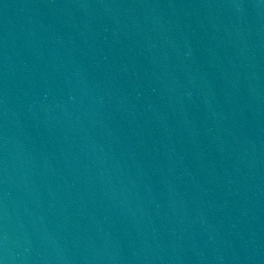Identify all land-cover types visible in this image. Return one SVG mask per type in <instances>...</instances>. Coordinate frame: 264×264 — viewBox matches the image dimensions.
I'll list each match as a JSON object with an SVG mask.
<instances>
[{"label": "water", "instance_id": "water-1", "mask_svg": "<svg viewBox=\"0 0 264 264\" xmlns=\"http://www.w3.org/2000/svg\"><path fill=\"white\" fill-rule=\"evenodd\" d=\"M0 264H264V0H0Z\"/></svg>", "mask_w": 264, "mask_h": 264}]
</instances>
